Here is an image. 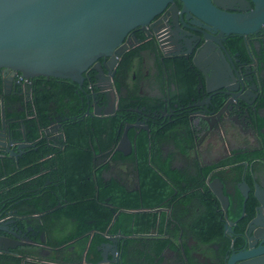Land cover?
<instances>
[{
  "label": "trees",
  "instance_id": "1",
  "mask_svg": "<svg viewBox=\"0 0 264 264\" xmlns=\"http://www.w3.org/2000/svg\"><path fill=\"white\" fill-rule=\"evenodd\" d=\"M230 40L233 51H243L239 37ZM163 62L172 69V79L185 91L175 102L185 104L194 95L193 71L184 59L176 57ZM94 74V71L87 76L83 74L80 88L69 80L36 77L28 80L27 87L12 83L5 94L0 70L5 131L15 145L12 149L16 154L11 156L0 148V217L8 216L23 231L30 228L27 234L32 235L27 236L34 242L39 241L41 233L47 238L49 235L52 240L46 245L58 249L63 260L69 257L63 250L72 247L76 259L85 253L87 260L97 262L100 259L97 248L106 242L105 234L118 233L123 236L116 242L119 264H160L164 250L178 252L179 241L184 256L197 264L189 258L191 250L184 245L187 234L178 229L173 215L140 212L158 207L171 211L192 201V207L199 209L193 220L195 229L191 236L196 245L192 250L216 241L220 256L227 254L228 241L222 234L218 202L204 186L203 179L181 186L180 178L172 176L166 163L157 162L160 151L152 142L148 146L143 131L135 136L134 130L127 131V138L132 141L129 156L114 151L124 125L134 118L123 117L120 101L118 110L111 115L90 113L86 88L94 82ZM262 87L264 90V79ZM261 101L264 108V97ZM87 106L89 114L85 115ZM256 119L259 149L232 154L229 159L264 161V116ZM53 123L60 124L62 138L47 140L42 132ZM169 130L164 128L161 138ZM22 143L28 147L17 149ZM124 159L135 164V190H128L116 177H103L111 164ZM214 167L203 170L204 175ZM245 179H249L247 175ZM230 201L227 216L234 221L240 215L242 199L237 195ZM254 205L251 198L245 202L247 216L239 222V231L252 216ZM53 234L59 237H52ZM27 249L0 252V264H20L19 256L30 255L33 250Z\"/></svg>",
  "mask_w": 264,
  "mask_h": 264
},
{
  "label": "flooded vegetation",
  "instance_id": "2",
  "mask_svg": "<svg viewBox=\"0 0 264 264\" xmlns=\"http://www.w3.org/2000/svg\"><path fill=\"white\" fill-rule=\"evenodd\" d=\"M246 2L253 8L249 0ZM172 3L175 8L169 9L168 5L154 16L148 25L143 28L136 27L127 34L121 46L112 54V59L116 61L112 67V62L107 59L102 68L103 74L97 78L96 74L93 75L94 82L87 86L86 97L90 101V113L96 103L101 108V113L107 112L111 115L118 110L120 101L123 107L119 110H122L123 117L134 118L131 123H126L123 129L131 126L126 129V133L129 129L134 130V136L143 131L148 137V146L152 142L160 151L157 162L166 163L172 176L180 178L178 180L181 186H190L194 180L203 179V184L209 191L208 185L212 180L220 181L222 192L228 198L225 217L218 204L222 215V234L228 241L227 254L220 256L219 243L216 241L192 250L196 245L191 236L195 229L193 220L199 213L198 208L192 207V201L184 207L177 205L171 211L164 207L153 210L158 209V213H169L175 217L178 229L187 234L184 245L186 249L191 250L189 258L197 264H225L229 253L237 252V249L247 245V238L251 233L256 234V239L264 236V208L256 211L258 202L254 197V183L264 190V161L235 162V159L228 158L232 154L238 155L259 149L255 128L256 117L264 116V108L260 106L264 97V27L261 31L246 36H220L215 32L206 31L191 15L181 14L182 5L178 0H173ZM204 32L216 39L217 43L205 45ZM234 37L241 39L243 51L232 50L230 38ZM141 46L143 48H140ZM130 55L132 56L128 57ZM176 57L187 61L195 76L194 95L189 96L185 104L181 101L175 102L185 91L177 81L175 82L176 79L173 80L172 69H168L163 62L164 59ZM102 62L103 60H98L99 64ZM91 71L86 70L85 76ZM7 75L2 71L3 80ZM19 77L15 75L12 83L24 87L30 85V81L25 85L18 82ZM207 87L213 91L207 92ZM225 88L229 95L226 94ZM87 107L86 111L89 109V106ZM166 127L170 130L161 138L162 130ZM59 129L60 124L53 123L42 132V136L47 140H58L62 138ZM4 139L10 143L8 147L13 151L15 145L9 140L6 131ZM128 141L130 152L121 154L123 157L132 153V141ZM119 165L128 181L127 183L121 179V184L128 190L137 189L135 164L133 161L129 162V159L111 164L103 173L104 179H119L114 173ZM211 166L215 167L204 175L203 170ZM239 166L242 168L236 169ZM246 175L248 180L245 179ZM218 176H221V180ZM133 182L135 186L132 188L130 185H133ZM243 184L247 187L245 199L240 194V191L244 192ZM257 194L264 202V194L259 191ZM237 195L242 199V208L239 217L232 221L228 219L227 211L232 201L230 198ZM249 198L255 202L253 214L242 231H239V222L247 216L244 204ZM255 217L256 225L250 228L248 224ZM0 223L6 228L0 235L12 238L11 235L14 234L17 241L23 244L15 248L33 249L30 255L19 256L20 264H100V259L97 262L87 260L85 253H81L76 259L72 247L63 250L62 253L69 256L67 260H63L62 255L57 253L58 249H51L46 245L47 241L51 243L52 240L49 235L47 238L41 233L39 241L34 242L28 237L32 233L27 234L31 232L30 228L26 231L19 229L8 216L0 217ZM117 234H105L106 242L108 236ZM58 235L53 234L52 237H59ZM252 242L249 243L254 246ZM179 243L178 252H162L163 259L160 264H192L184 256L181 241ZM119 260L118 252L116 264H119Z\"/></svg>",
  "mask_w": 264,
  "mask_h": 264
},
{
  "label": "water",
  "instance_id": "3",
  "mask_svg": "<svg viewBox=\"0 0 264 264\" xmlns=\"http://www.w3.org/2000/svg\"><path fill=\"white\" fill-rule=\"evenodd\" d=\"M181 3V14L187 13L197 19L206 31L220 36H246L264 27V0H178ZM173 0H0V70L8 75L3 80V92L9 93L13 77L19 75L23 80L36 77L69 80L79 88L83 74L90 69L95 78L103 74L105 60L116 62L112 54L117 50L127 34L136 27L143 28L168 5L175 8ZM227 4V5H225ZM237 4V5H235ZM205 45L217 43L207 32L203 33ZM209 39H212L209 41ZM98 60H103L102 64ZM198 68V67H196ZM232 73V72H231ZM209 81H207V84ZM207 92L213 89L206 88ZM225 92L229 95L228 90ZM89 114L88 111L85 115ZM92 115L101 113V108L94 103ZM123 129L114 149L123 155L130 152V144ZM5 122L3 99L0 97V147L11 156L16 154L9 149L5 139ZM28 147L20 144L17 149ZM124 149L126 152H124ZM246 198L247 187L243 184ZM210 193L219 204V210L225 217L228 198L222 192L218 179L208 185ZM254 197L258 202L256 211L264 208L263 199L257 191L264 194L254 183ZM246 190V191H245ZM147 210L140 212H155ZM133 213V212H132ZM256 217L248 224L256 225ZM230 223V222H229ZM6 228L0 223V233ZM12 238L0 235V252H6L19 243L14 234ZM122 235L108 236L107 242L97 248L100 264H116L118 252L117 240ZM258 238L255 233L247 238L253 241L237 252L228 254L225 264H264V236Z\"/></svg>",
  "mask_w": 264,
  "mask_h": 264
},
{
  "label": "crops",
  "instance_id": "4",
  "mask_svg": "<svg viewBox=\"0 0 264 264\" xmlns=\"http://www.w3.org/2000/svg\"><path fill=\"white\" fill-rule=\"evenodd\" d=\"M117 168V170H114L115 172V174H119L118 176H119V180H121L122 179V181H125V182H127L128 183V181H127V179H126V177H124V174H123V169L121 168V166H118V167H116ZM122 169V170H121ZM121 170V171H120ZM135 186V183L133 182V185L131 184L130 185V187H134ZM165 251V250H164Z\"/></svg>",
  "mask_w": 264,
  "mask_h": 264
},
{
  "label": "built area",
  "instance_id": "5",
  "mask_svg": "<svg viewBox=\"0 0 264 264\" xmlns=\"http://www.w3.org/2000/svg\"><path fill=\"white\" fill-rule=\"evenodd\" d=\"M18 82H22L23 85H25L27 83V81L23 80L21 77L18 78Z\"/></svg>",
  "mask_w": 264,
  "mask_h": 264
}]
</instances>
